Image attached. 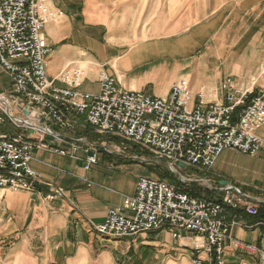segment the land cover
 Here are the masks:
<instances>
[{
  "label": "crops",
  "instance_id": "1",
  "mask_svg": "<svg viewBox=\"0 0 264 264\" xmlns=\"http://www.w3.org/2000/svg\"><path fill=\"white\" fill-rule=\"evenodd\" d=\"M41 2L53 14L43 29L50 47L46 57L49 79L79 68V89L97 93L99 72L104 70L126 90L163 97L179 76L192 75L193 96L196 99L203 92L207 101L221 98L218 85L228 76L245 88L252 83L249 78L260 72L255 89L264 85V0ZM197 45L202 49L190 57ZM192 62L191 72L184 75L182 71ZM55 84L63 86L58 81ZM10 89L9 77L0 66V95L8 96ZM8 103L19 115L18 107ZM79 120L82 126L73 131H54L66 138H83L94 147L87 155L96 154L97 162L84 169L83 148L78 150L77 160L51 151L32 152L31 167L43 181L61 187L64 197L46 199V186L34 193L0 190V264H119L109 251L94 245L93 239L130 244L146 238L148 233L133 240L106 241L91 232V225L103 221L108 209L122 208L123 195L134 194L137 176L150 171L140 149H116L109 137L96 134ZM77 129L87 130L91 139ZM17 132L9 122L0 125V133ZM256 134L264 140V125ZM30 138L66 147V143L40 133ZM202 173L192 181L202 194L221 200V189L231 184L258 210L257 216L247 214L243 207L236 212L227 210L229 216L235 213L240 225L233 226L225 240V264H264L258 253L234 245L238 242L264 250V217L260 212L264 208V147L253 155L225 149ZM160 233L166 236L165 231ZM36 241L41 244L33 251L30 245ZM149 242L163 245L171 253L161 264H192L189 236L178 240L176 246L163 239Z\"/></svg>",
  "mask_w": 264,
  "mask_h": 264
},
{
  "label": "built area",
  "instance_id": "2",
  "mask_svg": "<svg viewBox=\"0 0 264 264\" xmlns=\"http://www.w3.org/2000/svg\"><path fill=\"white\" fill-rule=\"evenodd\" d=\"M52 17L41 0H0V66L11 88L8 96L0 95V125L9 122L18 130L0 133V190L34 193L46 186V199L64 197L61 187L43 181L31 167L32 152L51 151L77 160L83 148V167L88 170L97 162L96 154L87 155L94 147L83 138H66L54 131H73L82 126L79 119L98 135L130 143L164 160L169 169L182 162L203 171L225 149L253 155L264 147V140L256 134L264 125V85L255 89L254 80L242 88L228 76L218 85L221 98L207 101L203 92L195 99L185 76H179L163 97L126 90L104 70L99 72L97 93L79 89V68L49 79L46 57L50 47L43 29ZM8 102L18 107L19 115L8 108ZM35 133L64 142L66 147L31 139ZM221 192L222 199L213 200L175 183L139 175L134 194L123 195L122 208L108 209L103 221L91 225V232L106 241L133 240L171 228L173 239L183 238L180 232L191 238L192 264H225V240L231 228L240 225L235 213L229 216L227 210L236 212L243 207L251 216H257L258 210L231 184ZM234 245L264 260V250L238 242Z\"/></svg>",
  "mask_w": 264,
  "mask_h": 264
},
{
  "label": "rangeland",
  "instance_id": "3",
  "mask_svg": "<svg viewBox=\"0 0 264 264\" xmlns=\"http://www.w3.org/2000/svg\"><path fill=\"white\" fill-rule=\"evenodd\" d=\"M199 49H202V46L197 45L196 46V50L191 53L189 56L190 57H194L198 54V52L200 51ZM188 57V59H192ZM193 62L191 63V65L189 66V68L187 70H183L182 73H184V75H186V73L191 72V66H192ZM260 73V72H258ZM258 73L253 75L252 77L249 78V80H254L256 82L257 80V76ZM187 78V76H186ZM188 81L190 83L193 82V76L191 75V77L187 78ZM79 133L86 135L89 139H91V135L88 134L87 130L85 129H77ZM109 137L108 140L110 142H112L110 145H115V148L118 149H124L126 148H130L132 147L134 150L137 149L139 150V148H136L135 146H133L130 143L127 142H121L119 140H115V139H111ZM122 143V144H121ZM114 147V146H113ZM125 148V149H126ZM143 158L147 159V163H149L147 165V169L150 171V173L148 174V176H152V177H156L159 178L161 180H165L169 183H175L178 186H180L181 188H192L186 184H190V182H183L180 181V179L178 178V176H176L173 172L170 171V169L167 167V165L165 164L164 160L162 159H156L154 158L151 154H149L148 152L145 151H140ZM156 169H160V171L164 172L166 170L170 171L173 174V177H166V178H162L159 176L158 171ZM177 171L179 172V174L184 177V178H188V179H199V178H195V176H201L203 175L202 170L199 169H195V168H190V167H184V168H180L178 166V168H176ZM194 183V182H192ZM200 185H202V182H199ZM204 188L205 186H200V188ZM193 191L197 192V189L192 188ZM173 229L171 228H167L165 230L166 236L163 233V231L160 232H156V233H148L147 236H145L146 238H138L136 240V242L134 243H130L128 244L127 242L124 241H112V242H105V241H96L95 239H93L92 243L94 245H97V247H99L100 250L106 249L107 251H109L112 255H113V259L115 263H119V264H161L162 259H165V257H167V255L171 254L168 251H166V247L163 245H159L156 243H150L149 240L151 239H163L165 240L167 243H169L171 246H176L178 245V240H175L172 238V233H173ZM180 234L182 236H185V232H180ZM165 237V238H162ZM142 242V243H140ZM33 244L36 245H30V247L32 248L33 251L37 250V246L39 244H41V241H36ZM28 247V246H27ZM164 248V251H161V248Z\"/></svg>",
  "mask_w": 264,
  "mask_h": 264
},
{
  "label": "trees",
  "instance_id": "4",
  "mask_svg": "<svg viewBox=\"0 0 264 264\" xmlns=\"http://www.w3.org/2000/svg\"><path fill=\"white\" fill-rule=\"evenodd\" d=\"M156 170L158 171L159 176L162 178L173 177V174L168 170H166L164 172L163 171L161 172L160 169L159 170L156 169ZM186 185H188L190 187L192 186V188H194L197 184L196 183H190V184H186ZM192 188L187 187V188H183V189L185 191L193 194V195H197V196L202 195V193L200 192V189L195 188V189H197V192H196V191H193ZM198 188H200V187H198ZM260 212H261V215H263V217H264V208H261Z\"/></svg>",
  "mask_w": 264,
  "mask_h": 264
},
{
  "label": "water",
  "instance_id": "5",
  "mask_svg": "<svg viewBox=\"0 0 264 264\" xmlns=\"http://www.w3.org/2000/svg\"><path fill=\"white\" fill-rule=\"evenodd\" d=\"M6 109H8L7 108V106H6ZM177 165L180 167V168H184V167H186V165L184 164V163H182V162H178L177 163ZM170 171L171 172H173L176 176H178V178L180 179V180H182L183 182H192L193 180H191V179H188V178H184V177H182L180 174H179V172L177 171V169L174 167V166H171L170 167Z\"/></svg>",
  "mask_w": 264,
  "mask_h": 264
}]
</instances>
